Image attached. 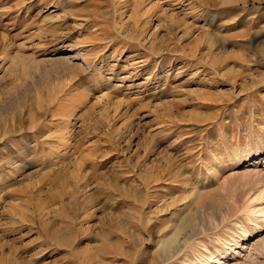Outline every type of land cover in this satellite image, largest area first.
Masks as SVG:
<instances>
[{"label":"rangeland","instance_id":"rangeland-1","mask_svg":"<svg viewBox=\"0 0 264 264\" xmlns=\"http://www.w3.org/2000/svg\"><path fill=\"white\" fill-rule=\"evenodd\" d=\"M187 261L264 264V0H0V264Z\"/></svg>","mask_w":264,"mask_h":264},{"label":"bare ground","instance_id":"bare-ground-1","mask_svg":"<svg viewBox=\"0 0 264 264\" xmlns=\"http://www.w3.org/2000/svg\"><path fill=\"white\" fill-rule=\"evenodd\" d=\"M243 233L245 234V232H243ZM178 249H180V248H179V243H178V237H177V235H173L172 237L167 238V239H165V240L162 241V250L164 252V254L163 253L162 254L164 256H167L168 257V256L171 255L170 253H173V252L177 251ZM191 262L192 261H187L186 264H192ZM216 263H219V260Z\"/></svg>","mask_w":264,"mask_h":264}]
</instances>
